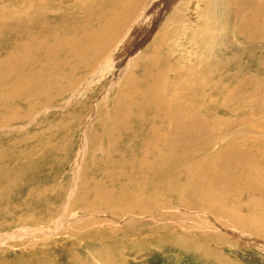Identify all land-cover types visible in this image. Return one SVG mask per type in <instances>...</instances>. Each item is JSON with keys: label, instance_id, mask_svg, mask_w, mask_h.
Masks as SVG:
<instances>
[{"label": "rangeland", "instance_id": "1", "mask_svg": "<svg viewBox=\"0 0 264 264\" xmlns=\"http://www.w3.org/2000/svg\"><path fill=\"white\" fill-rule=\"evenodd\" d=\"M241 1L237 0L238 4ZM245 1L249 5L245 14L254 12L252 7L257 0ZM0 3L6 11L11 9V0H0ZM69 3L79 9L78 17L69 21V27H75L87 12L80 11L86 10L81 0H69ZM231 4L232 0H145L142 10L126 24L112 45L89 61V67L84 69L83 65L82 70L77 67L67 71L62 82L55 78L62 92H52L48 101L31 110L22 106L14 108L23 118L0 129V176L5 179L0 180V235H3L0 237V264H264V244L242 240L230 231L244 238L264 241L263 237L239 229L227 218L218 219L205 209L182 205L181 198L174 195H167L158 203L152 195L145 194L140 197V205H133L132 209H124V203L119 207L116 193H113V202H108L112 203L109 207L92 202V195H88L86 201L81 198L84 190L92 186L97 189L96 193L111 188L99 185L105 181V153L111 150L103 128L111 120L113 101L130 72L140 75L152 68L154 58L159 59L162 67L164 57L158 55L161 48L158 41L164 24L170 19L172 24L169 23L167 30L171 34L168 33L169 39L162 46L163 51L173 50L165 65L170 68L168 79L182 75L177 74L180 66L189 69L195 63V69H204L201 78L210 84H232L226 91L232 95L229 99L215 94L213 86L207 89L209 94L217 96L213 105L218 111L216 115L207 116L210 119L234 116L235 120L239 116L246 121L249 130L256 120L263 126L251 130L264 139V100L253 106L247 103L250 98L244 92L251 89L249 87L242 88V95L236 98L235 90L239 86L236 84H249L247 79L253 76L264 91V71L253 56L242 53L243 46L248 48L245 39L231 31L235 26ZM176 8L177 14L182 15L180 20L176 19L177 14H172ZM141 12L142 20L138 16ZM98 28L99 24L93 23L86 30ZM191 31L196 35H191ZM80 34L65 35L71 42L75 38L80 48L86 45ZM1 37L3 39V33ZM10 39L16 40L14 36ZM260 52L264 55L263 48ZM62 55L60 51L54 55L61 69L55 71L53 77L65 71L63 64L67 57H60ZM147 56H150L147 60L140 59ZM198 57L204 64L198 65ZM237 66H243L239 79H236ZM208 67L212 69L208 71ZM48 71L49 68L43 67L35 73L43 77ZM239 104L246 105L242 113L236 110ZM12 110L5 115L12 114ZM240 131L247 132L245 126L236 132ZM95 136L98 140L94 142ZM237 199L227 203V207L245 212L242 206L249 198ZM72 215L83 216V219L58 228L61 217H66L67 222ZM114 218L120 221L114 222ZM212 219L229 232L217 226L208 227L207 221ZM201 223L203 226H199ZM29 228L46 229L51 233L37 237L22 233Z\"/></svg>", "mask_w": 264, "mask_h": 264}, {"label": "bare ground", "instance_id": "2", "mask_svg": "<svg viewBox=\"0 0 264 264\" xmlns=\"http://www.w3.org/2000/svg\"><path fill=\"white\" fill-rule=\"evenodd\" d=\"M68 1L11 0V9L7 11L0 3V129L14 120L23 118L14 108L22 106L31 110L48 101L52 92H62L61 84H57L55 78L62 82L61 78L67 71L69 73L77 67L80 70L83 65L86 66L84 69L89 67V61L112 45L126 24L142 10L145 0H81L86 10L80 11L87 13L82 15V18L86 17L75 27H69V21L78 17L79 9L76 10ZM254 3V12L245 14L248 3L242 0L238 4L237 0H232L235 26L231 31L245 39L248 48L246 50L243 46L242 53L253 56L256 64L264 71V55L260 52L262 48L264 52V1L257 0ZM91 8L94 9L90 10ZM176 11L178 12L177 8L172 14H177ZM138 16L142 20L144 14L141 12ZM181 16L178 15L176 19L180 20ZM170 20L164 24L158 41L161 47L158 55L164 57L162 67L159 59L154 58L151 60L152 68L146 69L140 75L130 72L125 84L118 89V97L113 101V114L109 116L111 120H108L106 125L102 122L103 126L105 125L103 133L109 138L108 145L111 150L106 148L103 169L105 181L99 185L111 188L96 193L97 189L92 186L91 189L84 190L81 198L86 201L88 195H92V202L106 205L109 201L113 202L111 199L113 193H116L119 196H116L117 202L120 203L118 206L122 208L124 203V209H132L133 205H140V197L145 194L152 195L155 202L167 195H174L181 198L182 205L210 211L217 218H227L239 229L264 238V139L251 130L261 123L254 118L255 121H251L249 130L246 121L241 120L239 116L237 120L236 117L233 119L234 116L227 119L214 116L210 119L207 114L218 113L213 105L217 96L209 94L207 89L213 86L215 94L229 99L230 91H226L232 84H210L207 79L201 78L204 69H195V63L196 67L193 64L189 69H182L184 66H180L177 74L182 75L168 79L170 68L165 65L170 59L169 53L173 50L163 51L162 46L171 34L167 30L169 23L172 24ZM93 23H98L99 28L87 31L86 28ZM68 33H81L86 45L82 44L83 47L77 48L75 38L72 42L66 39ZM193 33L196 35L191 31V35ZM13 36L15 41L10 39ZM154 47L157 48V45ZM58 51L67 57V62L63 60L65 71L53 77V73L60 68L59 62L53 59ZM93 51L96 52L90 55ZM63 55L60 57H64ZM148 57L150 56L140 59L144 61ZM197 59L198 65L204 64L200 57ZM43 67L49 68V71L41 77L35 72ZM135 67L137 68V64ZM241 67H236V79L242 77L239 72L243 70ZM253 77L247 79L249 84L238 83V89L234 86L237 89L236 98L242 95V88H251V94L248 90L244 95L247 94L250 98L247 103L252 106L264 100L262 84ZM25 78L31 79L25 81ZM196 80L201 81L197 83ZM242 105L236 109L240 110V113L246 106ZM11 110L13 113L6 116ZM243 126L247 132H236ZM93 139L94 142L98 140L97 137ZM3 179L0 176V180ZM243 196L249 198L245 200L246 205L242 206L245 212L227 207V203ZM110 205L112 203L108 204V207ZM61 218L58 228L64 224H77L83 216L72 215L67 222L64 221L66 217ZM119 221L114 218V222ZM206 225L210 228L217 226L222 231L229 232L213 219L207 221ZM199 226H203V223ZM28 232L31 237L51 233L46 229L30 228L24 229L22 233ZM230 232L242 240L264 244L260 239L244 238L238 232ZM2 236L0 235L1 238Z\"/></svg>", "mask_w": 264, "mask_h": 264}]
</instances>
